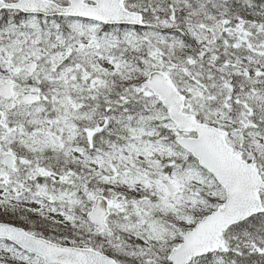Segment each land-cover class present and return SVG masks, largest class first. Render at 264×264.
<instances>
[{
	"label": "snow or ice",
	"instance_id": "snow-or-ice-1",
	"mask_svg": "<svg viewBox=\"0 0 264 264\" xmlns=\"http://www.w3.org/2000/svg\"><path fill=\"white\" fill-rule=\"evenodd\" d=\"M0 264H264V0H0Z\"/></svg>",
	"mask_w": 264,
	"mask_h": 264
}]
</instances>
